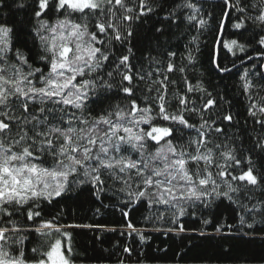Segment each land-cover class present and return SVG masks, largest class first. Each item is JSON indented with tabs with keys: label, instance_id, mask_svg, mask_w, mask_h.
Instances as JSON below:
<instances>
[{
	"label": "snow or ice",
	"instance_id": "6c2138e0",
	"mask_svg": "<svg viewBox=\"0 0 264 264\" xmlns=\"http://www.w3.org/2000/svg\"><path fill=\"white\" fill-rule=\"evenodd\" d=\"M83 203L120 228L69 223ZM76 229L119 232L116 264L154 232L255 264L264 0H0V264H84Z\"/></svg>",
	"mask_w": 264,
	"mask_h": 264
},
{
	"label": "trees",
	"instance_id": "16d2710c",
	"mask_svg": "<svg viewBox=\"0 0 264 264\" xmlns=\"http://www.w3.org/2000/svg\"><path fill=\"white\" fill-rule=\"evenodd\" d=\"M211 39V38H209ZM213 81L216 80L215 73H212ZM229 85V90L233 84V80L226 81ZM223 87V83L221 84ZM72 216L68 219L69 223H81V224H91V223H101L107 224L109 227L120 228L121 218L119 212L113 213L112 210H105V214L101 217H94L93 213L89 211V205L83 203L79 206L73 205L72 207ZM137 227H144L142 220L139 218L136 219ZM76 236L77 247L81 250H86L87 259L84 264H116V260L119 255H121L120 248H114V245L119 241L120 246L122 247L126 242L124 238L119 236V232L116 233H105L106 239L104 243H95L93 242V236L98 235L99 233H93L87 229H76L74 230ZM152 239L148 242L147 245L143 246L144 255L140 257L146 261V264H176V254L182 253L184 250H188V259L184 264H204L205 259L210 257H216L220 255V250L217 246L213 244L204 243L200 245L199 239L195 237H185L181 241L180 237L176 236H165L163 233L154 232L150 233ZM131 242V241H127ZM227 246V245H225ZM108 249V251H104ZM157 249H167V253L157 251ZM141 248L138 246L133 256L129 258V264H135V260ZM110 253H112L110 255ZM264 254V250L260 249L258 246L254 245H244L238 244L233 250L234 257L248 256L250 258L255 257V264H259V257ZM209 264H212L210 261ZM214 264H236V260L225 261V260H216Z\"/></svg>",
	"mask_w": 264,
	"mask_h": 264
}]
</instances>
